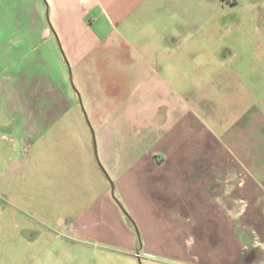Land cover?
Masks as SVG:
<instances>
[{
	"label": "crops",
	"instance_id": "1",
	"mask_svg": "<svg viewBox=\"0 0 264 264\" xmlns=\"http://www.w3.org/2000/svg\"><path fill=\"white\" fill-rule=\"evenodd\" d=\"M0 133L107 264H264V0H0Z\"/></svg>",
	"mask_w": 264,
	"mask_h": 264
},
{
	"label": "rangeland",
	"instance_id": "2",
	"mask_svg": "<svg viewBox=\"0 0 264 264\" xmlns=\"http://www.w3.org/2000/svg\"><path fill=\"white\" fill-rule=\"evenodd\" d=\"M6 137L0 133V174L9 156ZM97 253L57 234L40 219L8 202L0 192V264H107ZM134 261L141 264L137 256Z\"/></svg>",
	"mask_w": 264,
	"mask_h": 264
},
{
	"label": "water",
	"instance_id": "3",
	"mask_svg": "<svg viewBox=\"0 0 264 264\" xmlns=\"http://www.w3.org/2000/svg\"><path fill=\"white\" fill-rule=\"evenodd\" d=\"M136 227V226H135Z\"/></svg>",
	"mask_w": 264,
	"mask_h": 264
}]
</instances>
